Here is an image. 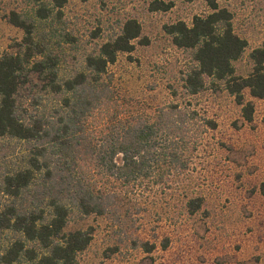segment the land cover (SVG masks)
Wrapping results in <instances>:
<instances>
[{
  "label": "trees",
  "instance_id": "obj_1",
  "mask_svg": "<svg viewBox=\"0 0 264 264\" xmlns=\"http://www.w3.org/2000/svg\"><path fill=\"white\" fill-rule=\"evenodd\" d=\"M34 1L33 12L7 14L23 36L14 51L0 54V138L19 144L11 159H0V264H80L93 228L66 230L71 214L111 216L121 224L125 197L131 200L164 174L188 169L185 154L216 123L177 102L152 114L119 115L108 67L136 43H149L140 21L125 19L79 66L66 69L60 53L74 38L69 32H37L42 22L61 20L66 0ZM206 1L209 10L189 23L163 24L171 43L189 53L182 91L195 95L222 87L250 122L254 104L244 90L264 97V39L249 52L250 71L237 74L234 62L247 40L234 31L228 8ZM171 6L154 0L149 9ZM31 74L39 88L30 85ZM259 190L264 194V181ZM201 201L189 198L187 211L194 213ZM141 244L147 251L153 247Z\"/></svg>",
  "mask_w": 264,
  "mask_h": 264
},
{
  "label": "rangeland",
  "instance_id": "obj_2",
  "mask_svg": "<svg viewBox=\"0 0 264 264\" xmlns=\"http://www.w3.org/2000/svg\"><path fill=\"white\" fill-rule=\"evenodd\" d=\"M153 1L66 0L61 20L44 21L37 30L70 33L74 42L65 44L60 54L62 67L71 69L119 31L125 19L137 18L149 43H136L131 53H120L108 67L119 115L152 114L158 106L177 102L190 104L216 123L185 154L188 169L164 174L133 199L125 197L121 212L128 210L129 216L121 215V224L111 216L71 214L66 230L93 228L79 263L264 264V194L259 190L264 181V97L253 98L244 90L245 99L254 104L253 119L247 122L241 106L222 87L185 95L182 76L189 53L171 43L163 24L178 19L189 23L194 14L209 10L207 1L162 0L172 6L160 12L149 9ZM216 1L232 12L234 31L247 40L234 62L236 73L245 75L251 69L249 52L264 39V0ZM35 6L34 0H0V54L14 51L23 36L7 14L33 12ZM30 78V85L39 88L36 75ZM18 147L0 138V159L3 154L11 159ZM193 197L202 201L191 214L185 203ZM141 242L153 247L147 251Z\"/></svg>",
  "mask_w": 264,
  "mask_h": 264
}]
</instances>
